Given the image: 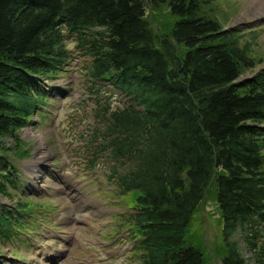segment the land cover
I'll return each mask as SVG.
<instances>
[{"label":"trees","instance_id":"obj_1","mask_svg":"<svg viewBox=\"0 0 264 264\" xmlns=\"http://www.w3.org/2000/svg\"><path fill=\"white\" fill-rule=\"evenodd\" d=\"M212 2L0 0V137H17L45 103L32 79L65 66L73 35V49L90 56L84 74L96 103L88 160L112 161L108 176L132 209L119 224L129 225L141 264H209L188 228L213 182L223 263L264 264V66L206 8ZM162 4L175 20L159 32L147 9ZM107 84L128 102L100 95ZM9 171H0L1 192ZM30 202L18 206L32 214ZM19 220L0 206L1 240L24 229Z\"/></svg>","mask_w":264,"mask_h":264},{"label":"rangeland","instance_id":"obj_2","mask_svg":"<svg viewBox=\"0 0 264 264\" xmlns=\"http://www.w3.org/2000/svg\"><path fill=\"white\" fill-rule=\"evenodd\" d=\"M212 4L206 8L224 28L241 32L242 41H250V54L258 61L257 67L264 66V1L213 0ZM147 11L159 32L175 20L166 4L148 6ZM66 43L72 54L65 66L52 75L32 79L33 87L46 96L45 103L34 110L17 137H0V171L9 168L13 179L4 185L7 192L0 191V206L12 210L19 223L20 218L26 221L25 232L18 230L13 237L0 239V264H141L140 251L134 250L127 226L119 224L121 213L132 209L128 196L120 195L116 183L107 177L112 161L100 157L93 169L87 168L90 162L84 156H88L89 148L83 136L95 123L96 108L84 74L90 56L73 49L77 45L73 35H67ZM254 72L249 69L241 76ZM105 92L113 93L114 106L128 102L129 96L111 84L99 93L105 96ZM129 102L138 105L135 100ZM36 157L43 159L37 166L47 178H38L40 182H34L30 174ZM28 199L35 210L27 217L18 202ZM222 227L213 182L188 228L189 240L203 249L209 264H224ZM238 239L243 248L240 235ZM243 250L248 258L251 251ZM48 252L56 254L51 263L46 258Z\"/></svg>","mask_w":264,"mask_h":264},{"label":"bare ground","instance_id":"obj_3","mask_svg":"<svg viewBox=\"0 0 264 264\" xmlns=\"http://www.w3.org/2000/svg\"><path fill=\"white\" fill-rule=\"evenodd\" d=\"M264 0H258V2H263ZM36 165L35 162H33L32 164L35 165V167H33L32 171L30 172L31 176L33 177L34 182L38 180V178H41L42 180H46L47 178H45V176L43 175V173L40 171V169H38L39 167L37 166V163L40 164L43 162V159H41V157H36ZM34 160V161H36ZM47 165V164H45ZM39 182L41 180H38ZM36 184V183H35ZM41 184V183H37L36 185ZM42 185V184H41Z\"/></svg>","mask_w":264,"mask_h":264}]
</instances>
